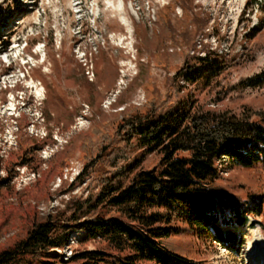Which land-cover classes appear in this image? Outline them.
Here are the masks:
<instances>
[{
  "label": "rangeland",
  "instance_id": "obj_1",
  "mask_svg": "<svg viewBox=\"0 0 264 264\" xmlns=\"http://www.w3.org/2000/svg\"><path fill=\"white\" fill-rule=\"evenodd\" d=\"M122 1L0 0L11 15L0 37V251L25 237L34 218L96 196L101 186L84 173L82 139L126 107L192 100L264 124V85L249 81L264 71V0L246 13L251 0ZM208 52L218 54L217 77L175 78L186 56ZM21 139L36 143L37 161H21ZM57 157L66 165H53ZM220 176L213 186L239 201L264 198V164L222 167ZM176 225L180 233L163 240L164 249L193 264H244L256 238L264 243V216L221 225L240 236L227 244ZM82 236L73 233L56 252L66 260L103 245Z\"/></svg>",
  "mask_w": 264,
  "mask_h": 264
},
{
  "label": "trees",
  "instance_id": "obj_2",
  "mask_svg": "<svg viewBox=\"0 0 264 264\" xmlns=\"http://www.w3.org/2000/svg\"><path fill=\"white\" fill-rule=\"evenodd\" d=\"M254 4L251 0L245 13ZM10 16L0 8V37ZM217 55L186 56L175 78L197 84L217 77L223 70ZM249 81L264 85V71ZM20 144L21 161H37L36 143L21 139ZM80 149L85 175L101 186L96 196L34 218L25 237L0 251V264H193L164 249L162 241L180 233L177 223L200 238L227 244L240 236L221 225L243 227L249 217L264 216V198L253 194L241 202L213 186L222 167L264 164L262 122L204 109L192 100L169 106L150 101L115 113L105 129L93 127ZM61 157L53 165L65 166ZM148 157L157 162L147 165ZM80 231L83 242L103 245L65 260L56 250Z\"/></svg>",
  "mask_w": 264,
  "mask_h": 264
},
{
  "label": "bare ground",
  "instance_id": "obj_3",
  "mask_svg": "<svg viewBox=\"0 0 264 264\" xmlns=\"http://www.w3.org/2000/svg\"><path fill=\"white\" fill-rule=\"evenodd\" d=\"M120 1L123 2L122 0H120ZM118 10L123 11L124 8L121 7V5H120ZM122 13H124V12H122ZM121 17L123 18V20L127 24L128 20H127L126 16H121ZM247 253H248V256L246 257V259H245L246 263H244V264H264V243L260 237H257L256 241L249 246ZM254 255H257V256H254Z\"/></svg>",
  "mask_w": 264,
  "mask_h": 264
},
{
  "label": "built area",
  "instance_id": "obj_4",
  "mask_svg": "<svg viewBox=\"0 0 264 264\" xmlns=\"http://www.w3.org/2000/svg\"><path fill=\"white\" fill-rule=\"evenodd\" d=\"M76 5H78L80 8H81V5H82V1H79L78 2V4H76ZM1 83V82H0ZM1 85H2V83H1ZM0 85V86H1ZM8 86H10V84H8V83H4V86L3 87H8ZM2 149V148H1ZM59 252H61V250H58Z\"/></svg>",
  "mask_w": 264,
  "mask_h": 264
}]
</instances>
